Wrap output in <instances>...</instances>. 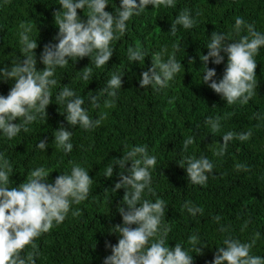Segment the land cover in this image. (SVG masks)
Returning <instances> with one entry per match:
<instances>
[{"label":"trees","instance_id":"obj_1","mask_svg":"<svg viewBox=\"0 0 264 264\" xmlns=\"http://www.w3.org/2000/svg\"><path fill=\"white\" fill-rule=\"evenodd\" d=\"M108 2L105 11L115 14L120 0ZM184 9L190 10L197 23L191 29L178 25L173 36L171 24ZM60 10L59 0H0V69H10L24 59L19 33L20 24L26 23L32 26L30 39L37 40V70L42 71L45 66L40 63V54L44 46L58 43L54 13ZM86 15V8L78 10L82 21L86 22ZM236 17H242L264 34V0H175L174 7L148 5L126 22L125 34L111 42L114 53L106 65L97 68L92 57H84L69 58L65 67L56 68L53 78L58 83L51 89L47 116L38 117L27 126L28 132L22 129L12 139L0 131V154L13 169L9 173V187L24 183L37 167L46 169L49 183H54L60 174H70L74 164L85 168L93 180L87 199L80 204L72 203L65 220L60 224L54 222L48 233L34 241L38 246L35 264H103L111 255L106 244L116 245L120 238L112 233V228L123 224L118 210L125 203L123 188L111 190L124 170L114 165L111 178L105 176V170L132 147L142 145H147L148 154L157 159L156 166L150 169V187L155 195L145 189L142 200L155 202L160 198L166 202L163 223L171 228L166 245L174 248L176 243L181 244L193 256V264H212L226 237L251 243L259 233L250 254L264 258V46L255 57L256 94L246 105L239 102L228 105L203 83L205 67L200 60V55L208 53L207 44L214 31L228 36L230 41L248 34L247 29H242L240 36L236 35ZM173 45L179 49L175 51V59L181 62V71L167 87L141 88L142 73L152 66L151 55L167 48L163 55L167 61L174 52ZM137 46L146 54L145 60L129 61L128 48ZM221 55L224 56L221 64L211 60L208 63L216 71L213 79L217 82L227 63V55L223 52ZM88 66L93 75L85 81L82 70ZM117 72L122 76L121 89L116 90L115 98L100 96L99 107H94L90 92L99 95ZM13 86L14 81L0 75V95L7 96ZM63 86L84 99L83 107L93 120L107 113L98 127L85 130L67 123L66 105L56 100ZM106 100H113V107L106 108ZM229 113L230 117L224 119ZM217 116L222 117L221 129L212 133L205 121ZM61 126L72 132L70 153L54 142L55 131ZM230 131L237 134L251 131L252 135L247 141L234 138L228 142L225 155L215 156L214 152L223 144L222 136ZM189 136L194 137V143L185 151L183 140ZM41 140L46 141L45 150L37 148ZM190 157H206L213 164L204 185L193 184L188 179L185 161ZM238 163L249 170H237ZM182 164L184 168L180 167ZM130 168L128 162L125 169ZM186 202L202 208L203 213L191 215L184 207ZM78 209L81 214L73 216ZM193 235L199 240L196 247L203 248L202 255L188 243ZM29 251H32L30 246L21 255L26 256Z\"/></svg>","mask_w":264,"mask_h":264},{"label":"clouds","instance_id":"obj_2","mask_svg":"<svg viewBox=\"0 0 264 264\" xmlns=\"http://www.w3.org/2000/svg\"><path fill=\"white\" fill-rule=\"evenodd\" d=\"M61 10L54 13L55 25L58 34L55 39L58 43L46 44L40 54V63L45 67L37 70L35 50L37 40L30 39L32 26L20 24V43L24 59L13 64L11 68L0 69V75L5 80L14 81L7 96L0 95V131L8 138H14L23 129L28 132V125L35 122L38 117L47 116L46 109L51 104V89L57 85L54 77L57 67H65L69 58L82 59L92 57L97 68L106 65L113 56L111 42L123 36L126 32V22L134 15H139L152 5L159 7H174L175 0H120V6L115 14L105 11L109 5L108 0H59ZM87 9L86 22L78 16V10ZM200 13H197L199 15ZM189 9L179 13L171 24L170 33L175 36L177 26L191 29L196 24ZM242 29H247L248 34L240 36ZM235 32L240 38L230 41L228 36L214 31L207 44V55H200V60L205 67L203 83L226 100L228 105L239 102L241 105L249 103L256 94L257 61L255 57L264 46V34L256 31L251 24H247L242 17L235 19ZM174 52L167 61L163 55L167 48L151 55L152 66L142 73L140 87L150 85L164 88L168 86L174 76L181 71L182 64L175 59L178 46L173 45ZM227 55V63L222 78L217 82L214 68H209L208 63L219 65ZM94 54V56H93ZM145 53L139 46L128 48L129 61H144ZM190 62H195L194 60ZM91 67L82 70V79L88 81L92 77ZM210 82V83H209ZM122 87V76L114 73L106 82V87L99 91V95H91L90 102L94 107H99L100 96L107 95L115 98L116 90ZM60 104L66 105V121L70 126L79 125L83 129L98 127L107 113L93 120L88 111L83 107L85 101L68 86H63L56 97ZM113 100H106V108L113 107ZM226 114L224 119L230 117ZM222 117L215 119L209 117L205 123L210 126L212 133L221 129ZM20 120V123H13ZM252 135L251 131L245 133L227 132L222 136L223 144L214 152L215 156L225 155L228 142L234 138L247 141ZM72 132L61 126L55 131V144L65 153L73 150L70 143ZM194 143V137L189 136L183 140L186 151ZM37 148L46 149V141L41 140ZM131 162V168L125 165ZM186 173L191 183L204 185L207 182V173L213 171V164L206 157H190L186 161ZM157 164L154 155L148 154L147 145L135 146L128 150L122 159L110 163L105 170V176H113V166L119 165L120 180L111 189L113 192L123 188L125 190L123 206L119 213L123 224L112 228V233L119 235L116 245L106 244L111 249L103 264H193V256L184 250L181 244L176 243L174 248L165 244L167 234L171 228L163 223L166 202L157 198L155 202L144 199L142 194L145 189L155 195L151 185L150 169ZM181 168L183 164L180 165ZM237 170H249L246 165L236 164ZM12 166L8 159L0 154V264H35L38 246L34 241L44 233H48L55 224L62 223L69 213L72 203L80 204L86 200L93 183L89 172L78 164H74L70 174H60L54 183L48 182L49 173L44 167H37L31 171L24 183L18 187H9ZM125 171L127 175H125ZM166 178V177H165ZM184 207L191 215L203 213L200 207L192 206L186 202ZM80 210L72 213L79 216ZM219 222L220 217H215ZM135 225L136 227H132ZM221 231H226L221 228ZM155 238V242H151ZM259 238L255 234L251 243H242L238 239L226 237L223 246L218 248L212 264H264V258L250 254L252 247ZM188 243L193 250L203 254V248H197L199 243L196 235L190 236ZM31 247L26 256L21 253L26 247Z\"/></svg>","mask_w":264,"mask_h":264}]
</instances>
